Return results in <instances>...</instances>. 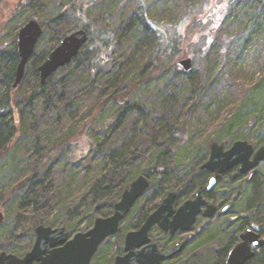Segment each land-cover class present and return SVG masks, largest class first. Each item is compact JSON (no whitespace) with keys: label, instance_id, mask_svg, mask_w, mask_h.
I'll return each instance as SVG.
<instances>
[{"label":"trees","instance_id":"1","mask_svg":"<svg viewBox=\"0 0 264 264\" xmlns=\"http://www.w3.org/2000/svg\"><path fill=\"white\" fill-rule=\"evenodd\" d=\"M25 1L37 5L40 10L48 3L47 0ZM74 1L76 0H70L69 3L75 5L72 4ZM96 1L88 0L85 5L87 7L90 2ZM114 1L110 0V3ZM256 1L255 9L250 11L251 9L244 8L243 0H217V3L228 5L229 8L228 15L223 19V29H230L235 23L247 29L244 45L259 35L263 27L264 0ZM1 4L2 0L0 6ZM214 5L211 4L210 9ZM83 7L84 5L81 9ZM210 9L202 13L212 17L209 14ZM150 12L151 7L142 9L140 16L138 11H133L130 7L124 10L117 33L101 30L96 36L88 26L80 27L88 29L90 35L80 54L84 48L92 45L99 50H106L105 56H100L95 62L91 60L86 63L79 54L50 77L45 85L40 82L38 67L46 55L34 53L27 65L30 71H26L21 84L24 85L28 75L32 73L35 87L29 96L22 99L17 98L15 93L22 85L13 87L20 62L17 34L22 22L13 24L12 16L5 21L0 17V160L30 132L29 127H49L46 135L48 140L42 138L36 143V164L24 171L16 185L19 219H25L24 226L30 231L23 237L24 241L22 239L19 242L17 239L15 245H7L4 248L6 251L18 256L25 255L31 250L36 238L35 230L41 224L66 226L73 234L90 229L97 217H106L114 212L116 202L133 180L146 174L150 178L151 187L137 203L142 202L140 218L124 226L126 220L132 217L136 204L121 223L119 233L137 229L158 207L159 203L152 200L156 195L163 199L166 194L176 190L179 193L177 204H180L193 196L210 176L202 168L209 155L206 152L200 159L199 172L190 180L176 186L168 180L160 188H155L156 182L168 178L169 158L182 155L191 145L199 150L201 144L195 143L197 135L202 136L201 132H207L211 127L219 130L217 140L232 142L247 138L242 134L244 123L249 130H253L252 127L263 122L264 91L258 89L264 85V71L257 79L253 77L248 84L247 77L237 68L234 59L227 78H213L215 65L212 63L214 61L216 64L221 56L216 40L211 41L212 47L207 52L210 71L204 82L197 87L196 84L186 81L190 84L188 90L192 94V102L179 99L181 101L178 100L174 114L171 111L161 114L155 109L153 102L147 105L140 98H135L134 90L138 82L147 83L150 77L166 74L171 70L172 64L175 73L189 72L180 64L184 56L190 55L181 48L185 35L176 37L165 47L162 46V28L155 26V23L160 25L162 16L156 18ZM43 27L45 28L44 24ZM73 30L75 29L66 28L61 31L58 41ZM7 32L12 37L7 38ZM218 38L220 37L217 35L216 39ZM154 39H158V43L153 48L150 43L149 49L153 55L148 62L143 52L142 55H137L136 49L145 40ZM244 45L238 56L244 51ZM110 60V65H102L111 62ZM56 75H61V78L55 82ZM110 88L112 90L109 92ZM257 90L260 91L258 94ZM254 94L258 99H252ZM248 104L251 106L246 108ZM245 108L252 112H243ZM37 111L42 113V119L47 122L36 118ZM193 118L197 119L195 133L189 127ZM60 134L63 136L62 141L56 140ZM211 136L212 134L204 142ZM51 138L55 140L52 146L46 144L47 141L51 142ZM263 143L264 136H261L258 138V145ZM262 190L256 197L264 193V178ZM208 196L212 197L211 194ZM257 204L260 207L256 208L249 203L246 212L264 210V203L257 200ZM80 216L81 221L72 222ZM253 219L259 226H264V216ZM202 235L206 237V242L209 241V234ZM236 235L238 232L233 231L228 235L225 249L220 252L221 258L214 257L210 264H225L224 255L235 241ZM177 238L179 235L175 237L167 234L164 242L161 240L159 245L167 249ZM183 255L184 252L171 262L179 261ZM97 256L98 253L92 263ZM250 263L264 264V250ZM185 264H192V258H186Z\"/></svg>","mask_w":264,"mask_h":264},{"label":"rangeland","instance_id":"2","mask_svg":"<svg viewBox=\"0 0 264 264\" xmlns=\"http://www.w3.org/2000/svg\"><path fill=\"white\" fill-rule=\"evenodd\" d=\"M24 1L25 0H2L0 17L5 21L9 16H12L13 24L22 22V26L32 18L39 20L42 26L44 24V33L36 47L35 53L46 56L58 44V35L66 28L78 30L82 29L80 28L82 26H88L92 29L94 35L96 34V36H98L101 30H106L108 33H117L122 22L121 14L129 7L133 11H138L139 16L142 9L149 7H151L150 13L156 15V18L161 15L160 25L155 23V26H160L162 28V46L165 47V45L171 43L170 41L174 40L176 37L185 35V40L181 48L189 52L193 64L192 69L186 74L183 72L175 73L172 64L171 70L166 72V74L150 77L147 83L138 82L136 84L137 88L134 90V97L140 98L143 102H146L147 105L153 102L156 106L155 109L161 114L169 111H171V114H174L177 110L176 104L179 99H186L192 102V94H190L188 90L190 84L186 83V81L196 84L197 87L204 82L210 71V61L208 60L207 52L212 47V40H216V47L220 48L219 51L221 55L219 60H216V64L214 61L212 63V65H215L212 73L213 78L217 76L227 78L230 75V67L234 59L237 63V68L247 77L246 82L248 84L252 82L253 77L257 79L264 71V23L260 34L248 41L247 45H244L247 40L246 36L248 35L247 29L243 25L241 26L237 23L233 24L230 29H223V19L228 15L229 8L228 5L217 3V0H115L112 4L110 0H97L96 2H90L87 7L85 2H88V0H76L72 2V4L75 5H71L69 3L70 0H47L48 3H46V6L42 10L38 9L37 5L34 6V4L31 5V3ZM255 1L256 0H243L244 8L253 11L256 7ZM211 4H215L212 9H210ZM83 5L84 7L81 9ZM208 9H210L209 14L212 17H208L202 13ZM193 15L196 17H191ZM87 31L89 30L87 29ZM7 34H5L7 38L12 37L9 32H7ZM217 35L220 38L216 39ZM153 41L145 40L143 44L136 49L137 55H142L143 52L145 60L148 62L153 55L149 47L152 44L153 48L154 45L158 43V39H154ZM243 45L246 47H244L242 54L238 56ZM105 51L106 50H99L91 45L84 48L82 54L79 53V57L86 63L91 60L95 62L100 56H105ZM111 63L112 61L105 64L103 63L102 65L107 66ZM180 69L182 70V67ZM28 70L30 71L27 67L26 71L29 72ZM60 76L61 75H56L54 81H58L61 78ZM130 77L135 78L133 75H130ZM34 87L35 80L31 73L28 75L25 84L20 86L15 92L16 97L22 99L29 96ZM111 90L110 88L109 92ZM258 90L264 91V85ZM258 90L256 94L260 92ZM256 96L257 95L254 94L252 99H258ZM250 106L251 104H248L246 108ZM213 108L215 107L213 106ZM246 108L243 112H252V110ZM35 116L38 120L43 118L42 113L39 111H37V115ZM42 121L47 122L43 119ZM196 121L197 119L193 118L189 125L193 133L196 132ZM27 127H29V124ZM242 127V134L247 136V138H243L242 140H248L255 146L258 145V138L264 136V120L259 125L252 127L253 130H249L250 128L245 123ZM35 128L32 129V127H29L30 132L23 136L11 148L6 156L0 160V209L5 214V221L0 224V252L6 251L4 248L9 244L15 245L17 239L20 242L25 234H28L30 231L28 227L26 228L24 226L25 219H19L20 213L17 208L18 194L16 185L19 184L21 180L20 177L24 174V171L34 166L37 162V141L42 138L45 141L47 139L46 135L49 133V127ZM218 131V129L213 127L207 132L202 131V136L198 137L197 135L195 141V143L201 144L199 150H197L194 145H191L190 149L186 152L184 151L182 155H175L169 158L168 178L167 180L156 182L155 188H160L161 185L163 186L168 180L170 181L169 183L176 186L178 183H184L196 175L199 172L198 166L200 159L206 152H209L211 142L219 141L216 139ZM210 134H212L210 139L204 142ZM57 139L62 141V134H60L56 140ZM49 140L51 142L48 143L47 141L46 144L52 146L55 140H53V138ZM258 170L264 178V163L260 165ZM152 200L159 203V205L162 201L157 195L155 198H152ZM257 200L259 203H264V193L255 197L253 192L250 191L234 204L233 210L236 213L243 212L244 214L247 211L248 204L251 203L255 205L257 204ZM183 201H181V204ZM141 206L142 202L134 207L132 217L126 220L124 226L134 223L140 218ZM247 214H250L248 218L254 220L253 218L256 216H264V210H253V212ZM81 220L82 216L75 218L72 222H79ZM203 221L204 222H201V224H196V230L193 229L192 232L190 231L189 234L181 237L180 242L187 243L183 258L177 262H166L164 264H185L186 258L189 257L192 258V264H210L214 257L218 256L219 259L221 258L220 252L224 250L229 239L228 235L232 234V228L234 227H231V222L227 221L225 217L222 219L218 218L213 222ZM230 227L232 230H230ZM126 232L127 231H122L110 237L100 248L98 256L91 264H114L116 256L122 254ZM203 233L209 234V241H205L206 237L202 236ZM151 238L159 244H161V240L164 242L165 239L158 228H154V230L151 231ZM24 240L25 239H23V241Z\"/></svg>","mask_w":264,"mask_h":264},{"label":"water","instance_id":"3","mask_svg":"<svg viewBox=\"0 0 264 264\" xmlns=\"http://www.w3.org/2000/svg\"><path fill=\"white\" fill-rule=\"evenodd\" d=\"M43 33L44 28L41 22L35 18L28 20L19 29L17 48L20 62L16 71L14 88L22 83L27 65ZM89 39V32L84 28L75 30L62 38L38 67L41 84L45 85L60 68L72 62ZM180 64L185 71H190L193 65L192 57L184 56ZM261 161H264V144L256 148L248 140L242 139L235 140L231 145L229 140L211 142L209 157L203 165L204 168L215 173L208 189L215 186L221 174L234 166L240 165L241 171L245 173ZM150 187V178L146 174L139 175L129 188L124 190L121 199L114 206V212L106 217H97L94 225L86 231H79L72 235L66 226L38 225L31 250L24 256L1 251L0 264H91L102 242L119 232L121 223ZM177 196L176 190L169 192L139 229L127 232L123 246L124 254L116 257L115 264H162L174 258L182 251L183 245L178 243L171 250L161 251L158 244L150 237L151 229L158 226L172 235L178 231H190L195 226L199 214L212 217L217 211L216 204L206 200L201 190L197 191L193 199L186 200L179 207L175 206ZM203 206L206 208L204 209ZM4 221L5 214L0 209V224ZM260 237V233L254 229H245L240 235L241 242L230 250L226 263L244 264L252 259L255 255L252 245L264 246V239Z\"/></svg>","mask_w":264,"mask_h":264},{"label":"flooded vegetation","instance_id":"4","mask_svg":"<svg viewBox=\"0 0 264 264\" xmlns=\"http://www.w3.org/2000/svg\"><path fill=\"white\" fill-rule=\"evenodd\" d=\"M238 140V139H237ZM219 142H222V141H219ZM230 142V145L234 142V141H229ZM264 144V143H263ZM263 144H260V145H254L256 148L260 147L261 145ZM229 148V147H227ZM209 153H210V150H209ZM209 157V155H208ZM207 157V158H208ZM207 160V159H206ZM205 160V162H206ZM204 162V163H205ZM203 163V165H204ZM264 163V161H261L256 167H254L253 169L243 173L241 171V167L240 165H236L234 166L233 168H231L230 170H228L226 173H223L220 175V177L217 179V183L215 184L214 187H212L211 189H208V186L210 185V181L211 179L215 176V173L204 168L202 166V168L206 169L210 176L209 178L207 179V181H205L202 186L200 188H198L195 193L193 194V196H191L190 198L188 199H185L183 201V203L186 201V200H189V199H193L197 193V191L201 190L202 191V194L204 196V198L208 201H211V202H214L217 206V211L216 213L212 216V217H204L203 215L199 214L198 217H197V220H196V223H195V226L196 224H201V222H204L203 220H206L207 222H213L214 220L218 219V218H223L225 217L227 221H230L231 222V227H234L232 228L231 230L234 232H238V235L235 236V241L230 245V247L227 248V251L224 255V259H225V264L226 263V260H227V256L230 252V250L235 246L237 245L238 243L241 242V238H240V235L241 233L247 229V228H252L254 229L255 231L259 232L260 235H261V239H264V228L259 226L258 223H256L254 220H251L250 218H248V215L247 212L243 214V212H240V213H236L234 210H233V207H234V204L242 197V196H245L246 193L252 191L253 192V195L256 197L257 195H259L261 192H262V189H263V176L261 175V173L259 172V167L260 165ZM231 188V190H230ZM231 191V192H230ZM178 192V191H177ZM146 194V193H145ZM208 194H211L212 197H209ZM144 196V195H143ZM142 196V197H143ZM167 196V194H166ZM165 196V197H166ZM141 197V198H142ZM164 197V198H165ZM140 198V199H141ZM163 198V199H164ZM232 198V199H231ZM139 199V200H140ZM162 199V200H163ZM178 199H179V193H178V196H177V199H176V202H175V206L176 207H179L181 205L180 204H177L178 202ZM138 200V201H139ZM162 202V201H161ZM138 203V202H137ZM136 203V204H137ZM182 203V204H183ZM135 204V205H136ZM134 205V206H135ZM133 206V207H134ZM159 206V205H158ZM256 208L260 207L259 204H256L254 205ZM203 208L205 209L206 206H203ZM132 210V209H131ZM236 213V214H235ZM130 214V213H129ZM235 214V215H234ZM238 214V215H237ZM128 217V216H127ZM145 222V221H144ZM143 222V223H144ZM142 223V224H143ZM142 226V225H141ZM140 226V227H141ZM193 227L190 231L192 232L193 229L196 230L197 227ZM121 227V226H120ZM140 227H138L137 229H139ZM154 228H158V230L161 232L162 236L165 238L166 235H170V236H175V237H178L179 235V238H177L174 242V244L172 246H169V248L165 249L164 247H162L161 245H159V243H156L158 244V247L161 251H167V250H171L173 249L178 243L182 244L183 245V249L182 251L177 255H181L182 252H184L186 250V247H187V243H183V242H180L181 241V237L187 235L190 233V231H178L176 232L175 234H170L169 232H165L164 230H162L161 228H159L158 226H154L152 230H154ZM236 229V230H235ZM132 230H136V229H132ZM120 231V230H119ZM131 231V230H130ZM151 231H150V237H151ZM128 232V231H127ZM126 232V234H127ZM119 233V232H118ZM117 233V234H118ZM73 235V233H71ZM71 235V236H72ZM116 235V234H115ZM114 236V235H113ZM126 236V235H125ZM203 236V235H202ZM201 236V237H202ZM112 237V236H110ZM108 237L104 242H102V244L99 246V249L98 251L100 250V248L103 246V244L110 238ZM152 239V238H151ZM125 240V238H124ZM153 240V239H152ZM200 240V239H199ZM154 241V240H153ZM34 244V243H33ZM124 246V244H123ZM252 248H253V251L255 252V255L252 259L248 260L246 263L244 264H251L250 262L254 259L257 258V256H259L261 254V252L264 250V246L262 247H254V245H252ZM225 249V248H224ZM97 251V253H98ZM12 253V252H11ZM96 253V254H97ZM95 254V255H96ZM122 254H124V251H123V248H122ZM122 254H119V255H122ZM24 256V255H23ZM118 256V255H117ZM116 256V257H117ZM177 256H175L174 258L172 259H169V260H166L164 261L162 264L166 263V262H171L173 259H175ZM94 258V257H93ZM116 260V258H115ZM92 263V262H91ZM34 264H37V263H34ZM114 264H115V261H114ZM133 264H138V263H133Z\"/></svg>","mask_w":264,"mask_h":264}]
</instances>
